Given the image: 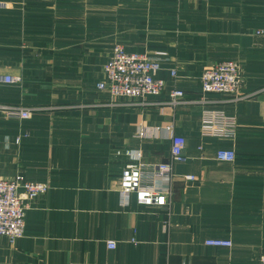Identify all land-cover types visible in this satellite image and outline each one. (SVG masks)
<instances>
[{
	"label": "crops",
	"instance_id": "obj_1",
	"mask_svg": "<svg viewBox=\"0 0 264 264\" xmlns=\"http://www.w3.org/2000/svg\"><path fill=\"white\" fill-rule=\"evenodd\" d=\"M115 44L160 57L165 87L148 99L157 104L119 106L96 89ZM223 61L239 64L249 97L196 104L203 71ZM5 75L21 81L0 83V105L43 110L24 121L0 114V179L21 174L48 191L27 204L23 237L13 247L0 239V264H258L264 0H0ZM173 90L184 103L162 105ZM208 112L231 118L234 137L203 132ZM168 122L185 140L186 160L172 164L170 179L148 183L170 192L168 206L141 207L119 192L123 152L139 153L145 165L168 163L170 139L159 129ZM219 150L234 152V161H217ZM214 238L231 248L204 246Z\"/></svg>",
	"mask_w": 264,
	"mask_h": 264
},
{
	"label": "built area",
	"instance_id": "obj_2",
	"mask_svg": "<svg viewBox=\"0 0 264 264\" xmlns=\"http://www.w3.org/2000/svg\"><path fill=\"white\" fill-rule=\"evenodd\" d=\"M258 35L262 31L256 32ZM160 57H150L146 54H129L123 47L115 44L111 55L102 68V80L96 84V89L107 93L110 103L128 107H146L157 103L148 102L149 98H157L164 90L165 83L157 78L160 71ZM171 77L176 73L172 71ZM20 77L0 76V83L4 85H17ZM241 68L234 61H223L203 71L200 77V90L202 97L195 102L200 105H217L223 103V98H230L227 102L236 103L249 96L241 91ZM225 101V100H224ZM183 94L173 90L169 100L162 105L174 108L183 104ZM161 105V104H158ZM37 108H23L19 106L0 105V114L8 119L24 121L31 118L34 112L42 111ZM235 123L231 118H224L219 114L208 112L204 119L203 132L210 136L233 138ZM159 129L165 131L170 139V157L168 163L158 165H145L139 162L140 154L130 151L123 152L128 160L121 173L119 192L122 197L133 195L137 205L145 208H166L168 206L169 191L159 192L153 185L148 184L153 178L170 179L173 163H182L185 140L173 133L171 123L162 124ZM146 126H138V138H146ZM20 138L15 140L19 143ZM117 155H121L117 152ZM215 159L219 162L232 163L234 152L219 150ZM192 179L191 177L187 178ZM48 187L39 182L26 180L21 174L10 179H0V239H5L13 247L24 235L25 211L27 204L44 196ZM168 230V224L163 225ZM204 246L229 249L232 243L228 239H207ZM109 250L116 248L114 242H107ZM258 264H264V254L259 255Z\"/></svg>",
	"mask_w": 264,
	"mask_h": 264
}]
</instances>
